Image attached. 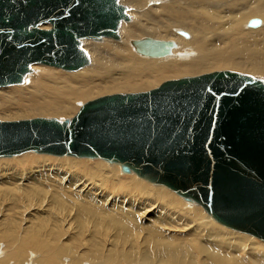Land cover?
Returning a JSON list of instances; mask_svg holds the SVG:
<instances>
[{"label":"water","instance_id":"95a60500","mask_svg":"<svg viewBox=\"0 0 264 264\" xmlns=\"http://www.w3.org/2000/svg\"><path fill=\"white\" fill-rule=\"evenodd\" d=\"M129 10L120 0H0V88L24 84L34 65H90L84 41L120 40ZM133 45L150 58L176 47ZM28 152L119 164L264 242V80L251 74L220 70L106 95L66 120H0V158Z\"/></svg>","mask_w":264,"mask_h":264},{"label":"bare ground","instance_id":"6f19581e","mask_svg":"<svg viewBox=\"0 0 264 264\" xmlns=\"http://www.w3.org/2000/svg\"><path fill=\"white\" fill-rule=\"evenodd\" d=\"M167 1L168 3L159 5L157 8L152 10V12H156V14L148 12L150 9L146 10L145 8L144 12L139 13L137 23L124 25L125 23L131 24L132 22L133 15L131 14L132 11L129 10V15L130 17L132 16V18L129 22L122 23L120 27L121 41L115 40L122 43L124 38V43L117 44L108 40L109 38H104L102 40L103 43L105 42L104 46L96 49L94 53H90V65L76 71L77 73L79 72L78 74L71 75V73H61L60 71H56L58 70L57 68H55L56 70H50L47 69L51 68L48 66L34 65L32 70H35L38 74L30 77L33 73L32 71L31 74L27 75L25 81L30 77L27 80V86L22 88L26 89L33 81L29 92L21 93L20 91H12L11 97L4 98L0 101V108L7 109L13 105H21L22 110L26 113L37 111L48 112L49 114H57L61 116H70V114L74 111L73 101H75L74 104L78 101H81L79 103H83L93 96L94 91H98L100 94L109 95L140 92L149 90L153 87L157 88L168 80L194 77L197 75L199 76L201 72L211 67L233 65L249 67L250 62L247 63L246 61H250V59L254 57V52L256 50L264 51V33L260 34L264 31V29L258 30V28L264 27V22L261 21L260 18H256L264 17V0ZM248 19L249 21L247 22L246 20ZM253 20H260V24L257 27L252 26L251 22ZM167 23L170 26L167 25ZM245 23L247 25L246 29L252 28L253 30L256 28L258 31L245 30ZM122 27L123 38L121 35ZM172 27L180 28L182 30H176V34H172L167 31V29ZM43 28L48 29L49 27L45 26ZM186 30L189 32L192 31L194 34L192 33L191 35ZM150 32H152L153 35L156 34V38H158L160 34L167 33L168 38L161 41L174 42L176 44V47L172 49V53L170 55L161 58L143 56L137 52L135 46L133 45V42L138 40L131 41V46L138 56L134 54L128 46L130 40L135 38L137 33L148 35ZM186 32L191 35L192 39L191 37L189 38V35L186 34ZM179 36L186 40L191 39V41L186 42L179 38ZM257 36L262 39L259 41L257 46L253 47V44L256 43L255 39ZM85 41V49H87L86 46L90 41L96 43L102 42L93 40ZM178 48L180 50L178 58L170 59L166 62L148 60L172 57L174 55V51ZM225 48H234L237 53L245 55L246 58L238 59V61L235 62L236 57L234 55L220 57L221 51ZM39 68L47 71L42 72ZM251 68L254 72H259L264 75V65L261 63L260 59H252ZM33 154L34 152H28L22 155L14 156V158L18 157L20 162L26 163L28 167L20 172L0 175V184L3 183L4 179H6L5 176H8V181L19 183L11 185L14 186V189L11 190H16V193L19 190V186H23V183L28 181H30V186H34L33 188L46 187L51 193H57V188L51 184L50 179L45 178L48 174H52L63 177L61 179V182L63 183H59L58 185L63 187L64 183H69L74 197H76L81 203L87 201L92 204L100 205L99 199H104L106 205H109L110 207H113L114 203H116V201L114 202V195L108 194L103 190V188L106 187V182L109 180V177L105 174V170L96 175L84 174L78 170H74L68 164L56 163L57 158L62 159V162H74L72 161L74 159L68 158L78 159L76 157H57L36 153V155H43L40 157ZM20 156L22 157L20 158ZM12 158L13 157H11V159ZM79 159L82 160L83 158ZM81 160H77L78 164L100 165L104 169L116 174V169L106 168L102 165L103 163L96 162L97 160H103L89 159L93 160V162ZM103 162L107 163L105 161ZM107 164L110 166H118L120 173L122 172L123 176H137L135 173H124L119 164ZM85 167L86 165L82 166V168ZM62 174H64V176ZM121 178L126 181L118 183L117 187L128 191L126 197L130 196L137 200L138 205L140 204V208L143 209L144 217L142 219L146 222H151V214L157 215L162 211L177 217L181 222H183V228L176 230L177 235H164L163 233L174 232L170 228L166 227H163L161 231L156 230L151 232L153 236L151 239L152 242L171 241L166 243L165 246H156V255L160 258L161 264H187L184 261L186 251L183 248L175 246L176 242L173 241H178L182 244H185V241H191L194 244H197L200 241L203 242L204 244H199L197 246V250L207 255L209 264H264V247L249 237L259 240L258 238L227 228L217 223L200 205L188 202L184 199L183 200L186 203L197 208L192 210L190 209L191 211L188 213L177 210V208L173 207L172 195L163 189L157 188L163 186L152 184L138 177L140 181L156 186V189L152 188L151 191H148L142 186L146 185L142 182H134L133 178L130 177ZM2 188H4V186L0 187V192H2ZM163 188L167 189L165 187ZM92 193L98 197H92ZM181 198L182 197H180V199ZM60 199L65 200L64 197H60ZM39 206H43V204L33 205L32 203H29L27 207L32 210H38ZM27 212L28 209H26V213ZM85 213L88 214L87 212ZM185 214H187L189 218L182 220V216ZM60 221L67 233V223H69L68 219L61 214ZM117 225L120 229V233L122 234L121 237L123 240H127L130 228L125 223H119ZM219 226L238 234L229 233L230 231ZM189 231H192L193 233L188 234L187 232ZM259 241L264 243L261 240ZM32 244L36 247H41L43 245L42 242L38 241L36 236H28L25 239L20 240V243L13 251V255L15 254L16 258H19L20 260L24 250ZM61 245H64V243ZM121 246L122 244L111 253L107 252L106 254L104 251L102 254L100 253V255L99 249H95L94 252H92L93 258L95 259L94 261L99 264V261H101L100 258L103 255L107 258H123L124 261L126 258L128 261L125 263H132L134 257L137 256V253L133 251L131 252L130 250L129 252L125 251V253H123L124 251H121L120 249H122L123 246L125 247V245ZM52 248V245L49 243L46 247L42 248L46 251L45 264H57V253ZM63 249H65V247L61 248V250ZM251 253L255 256L251 261L246 263L239 261L241 258L249 256ZM139 264H154V262L151 256L147 255L141 258Z\"/></svg>","mask_w":264,"mask_h":264},{"label":"rangeland","instance_id":"374dc122","mask_svg":"<svg viewBox=\"0 0 264 264\" xmlns=\"http://www.w3.org/2000/svg\"><path fill=\"white\" fill-rule=\"evenodd\" d=\"M120 1L122 2V4L129 7L130 11H132L131 14L133 15V18L131 16L133 23L132 22L131 24L125 23L124 25H132L134 23H137L139 18V13L144 12L145 8L146 10L150 9V11L148 12L152 14H156V12H152L153 9L157 8L159 5L168 3L167 0L166 1L120 0ZM240 1H247V0H240ZM256 18H260V20L264 22V17H256ZM246 21L248 22L249 19ZM246 23L244 24V29L247 31H258L264 29V27L258 28V30H256V28H254L253 30L252 28L246 29L247 27ZM167 25L169 24L167 23ZM176 30H182V29L173 28V27L167 29V31L171 32L172 34L173 33L176 34L175 33ZM122 31H123V27L121 30V35H122ZM187 32L186 34H188L190 38L193 32L192 31L189 32L191 35ZM263 33L264 31L261 32L260 34ZM147 37L155 40L156 39L166 40L168 38L167 33L160 34L158 38H156V34L153 35L152 32L148 33V35L137 33L136 37L130 40L128 46L134 52L131 46V41L141 40ZM179 38L183 39L186 42H189L192 39L191 37L190 40H186L181 36H179ZM261 39H262L261 37L257 36L255 39L256 43L253 44V47L257 46ZM108 40H111L112 42L117 44L124 43V38L122 43H119L121 39L119 41H115L113 39H108ZM101 43L90 41L87 44L86 50L90 56H91L90 53H94L96 49H99L104 46L105 42L103 43L102 41ZM179 53L180 50L178 48L177 50L174 51V55L172 57H168L164 59H148V60H158V61L166 62L170 59L178 58ZM254 53H255L254 57L251 58L250 61H246L247 63L250 62L249 67L247 66L241 67L234 65L217 66V67H211L209 69H205L203 72L200 73V75L215 71H220V70H232L240 73L251 74L255 77L264 80L263 74L259 72H254L253 69L251 68L252 59L258 58L261 60V63L264 65V51L256 50ZM134 54L136 53L134 52ZM230 55H234L236 57L235 62H237L238 59L246 58L245 55H241L237 53L234 48L223 49L221 51L220 57H227ZM36 67H41V66H36ZM51 68H47V69L56 70L55 68L54 69ZM39 69L42 72L47 71V70H43L42 68ZM56 71H60L61 73H66V74L71 73V75L79 73V72L68 73L64 70L62 71L61 69L60 70L58 69ZM37 74L38 72L33 70V73L30 77H33L34 75ZM27 80L23 85L0 89V101L4 98L11 97L12 91H20L21 93L29 92L30 86L33 81L30 83L29 87H27L28 89L27 88L22 89L23 87L27 86ZM151 89H154V87L150 88L149 90ZM106 95L109 94H100L98 91H94L93 96L89 98V100L84 101L83 103H79L81 101H78L74 104L75 101H73L74 111L72 114H70V116H61L57 114H49L48 112H37V111H33V112L31 111L30 113L29 112L26 113L22 110L21 105L19 106L13 105L7 109L0 108V120L15 121V120H27L38 117L57 118L59 120H66V119H70V117L72 118L79 111L82 104ZM33 155L40 157L43 156V155H36V153H34ZM21 157L22 156H20V158ZM68 159H74L72 160L74 162H62V159L57 158L56 163L68 164L74 170H78L84 174H89V175L90 174L96 175L102 172L103 170H105V174L107 177H109V180L106 182V187H104L103 190L108 194L114 195L115 197L114 202L116 201V203H114L113 207L106 205L104 199H99L100 205L92 204L87 201L81 203L76 197H74L72 188L70 187L69 183H64L63 187H60L58 184L63 183L61 182V179L63 177L52 174H48L47 176H45V178L50 179L51 184L57 188V193H51L49 189L46 187L33 188L34 186H30L29 184L30 181L23 183V186H19L18 188L19 190L16 193L15 192L16 190L15 191L11 190L14 189V186L11 185L19 184V183L8 181L7 180L8 176L7 177L5 176L6 179H4L3 183L0 184V187L4 186V188L1 189L2 192H0V264H45L46 251L42 248L46 247L48 243L52 245L53 247L52 249L55 250V252L57 253L56 254L57 264H98V262L94 261L95 259L93 258L92 255V252H94L95 249H99V255L100 253L102 254L104 251H105L104 253L107 254V252L111 253L117 248H119L121 244L122 246L125 245V247L121 246L122 249H120L121 251H124L123 253H125V251L129 252V250L131 252L133 251L137 253V256L134 257L133 262L129 264H139L141 258L147 255L151 256L154 264H161L160 258L156 255V246H165L166 243L171 241L152 242L151 239L153 238V236L151 232L156 230L161 231L163 227H166V228H170L174 232L163 233L164 235L166 236L177 235L176 230L183 228V222H181L177 217L167 214L165 211H162L160 212V214L157 215L151 214L150 215L151 222H146L144 219H142L144 217L143 209L140 208V204L138 205L137 200L130 196L126 197L128 191L117 187L118 183H123L124 181H126L121 177H130L133 178L134 182L136 181L142 182L138 179V176L135 175L123 176L122 172L120 173L118 166H110L107 164L108 162L104 163L103 162L104 160L103 161L97 160L96 162L103 163L102 165L106 168L116 169L115 171L117 175L109 170L104 169L100 165L78 164L77 160L78 161L81 160L79 158L78 159L68 158ZM15 160H18V157L16 158L13 157L12 159L11 158L0 159V175L20 172L24 170L26 167H28L26 163H22L20 162V160L18 161ZM84 160L93 162V160H89V158H83L81 161ZM84 165H86V167L82 168V166ZM62 175L64 176V174ZM144 184H146L147 186L146 185H142V186L148 191H151L152 188L156 189V186H153L149 183H144ZM5 187L8 189H6ZM157 188L163 189L172 195L173 197L172 204L173 207L177 208V210L182 211L184 213H188L192 209L197 208V207H192L191 204L186 203L183 200V198L180 199V197L174 194L172 191L168 189H164L163 187H157ZM91 196L95 197L96 195L92 193ZM60 197H64L65 200L60 199ZM29 203H32L33 205L43 204V206H39L38 210H32L29 207H27ZM26 209H28L27 213H26ZM85 212H87L88 214H86ZM61 214H63L68 219L69 222L67 223V229H68L67 233H66V229L63 228V225L60 221ZM182 218H183L182 220H186L189 218V216L185 214L182 216ZM119 223H125L130 228V232H128L129 236L127 240L126 239L123 240V238L121 237L122 234L120 233V229L117 225ZM226 230L230 231L229 233H235L234 231H231L229 229ZM187 233L192 234L193 232L189 231ZM28 236H36L38 238V241L42 242L43 245L41 247H36L33 244L28 246L22 253V257L19 260V258H16L15 254L13 255V251L20 243V240L25 239ZM249 238L253 239V241L264 247V243L260 242L255 238L252 237ZM173 242H176L175 246L183 248L186 251V255L184 256V261L187 264H193V263L209 264L207 255L197 250V246L199 244H204L203 242L200 241L197 244H194L191 241H185V244H182L178 241H173ZM63 243L64 245H61ZM62 247H65V249L61 250ZM254 257L255 256L251 253L249 256H246V258H241L239 261L246 263L251 261ZM100 260L101 261H99V264H101V262L102 264H128L125 263L126 261H128L126 258L124 261L123 258H119V259L107 258L102 255Z\"/></svg>","mask_w":264,"mask_h":264}]
</instances>
